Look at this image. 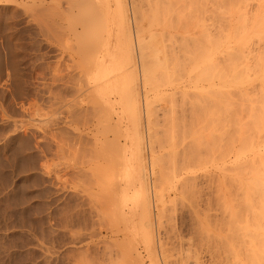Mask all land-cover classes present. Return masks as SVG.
<instances>
[{
  "label": "rangeland",
  "instance_id": "obj_1",
  "mask_svg": "<svg viewBox=\"0 0 264 264\" xmlns=\"http://www.w3.org/2000/svg\"><path fill=\"white\" fill-rule=\"evenodd\" d=\"M59 1L72 5L63 38L58 31L50 40L52 1L0 0V264H234L224 245L200 227L208 220L217 228L223 219L215 199L220 181L216 167L224 161L222 143L213 147L214 140L205 147V170L197 168L192 174L194 196L181 197L177 179L172 186L171 163L156 167L158 179L148 173L149 197L156 209L152 206L149 224L144 223L133 189L122 193L127 163L122 150L131 147L134 129L130 92L137 89L142 110L145 100L138 52V88H131V69L126 71L119 61L112 67L113 56L126 42L115 37L116 1ZM127 3L135 30L132 0ZM91 5L98 8L93 22ZM98 62L111 63L112 84L104 93ZM162 89L172 91L169 86ZM154 96L151 109L161 131L167 102ZM141 116L146 143L148 121L144 112ZM181 134L177 149L191 147L192 140ZM152 148L156 155L169 151L156 143ZM150 158L146 153L147 170ZM158 192L164 204L158 202ZM146 233L154 244L146 243Z\"/></svg>",
  "mask_w": 264,
  "mask_h": 264
},
{
  "label": "bare ground",
  "instance_id": "obj_2",
  "mask_svg": "<svg viewBox=\"0 0 264 264\" xmlns=\"http://www.w3.org/2000/svg\"><path fill=\"white\" fill-rule=\"evenodd\" d=\"M50 1L48 37L54 40L58 31L57 35L65 30V15L72 4ZM115 1V37L121 38V42L125 38L126 42L121 44L122 51L113 56L112 67L119 61L118 65L126 71L131 69L128 71L130 87H137L134 70L137 68L135 52H138L139 72L145 87L143 110L137 89L130 88L134 129L131 147L122 150L127 161L122 193L129 194L133 189L137 209L142 213L140 218L145 217L142 221L147 223L146 218L151 219L154 210L149 197L148 173H155L157 177L156 167L171 163L172 186H177V179L180 196H194L197 185L192 174L197 168L205 170V147L210 148L211 144H207L214 140L213 147L222 143L219 148L224 161L215 166L220 174L215 199L221 206L223 219L220 224L217 222L220 225L217 228L208 220L200 222L201 230L224 245L226 253L229 251L232 256V263L264 264V0H132L135 30L131 28L127 0ZM86 3L96 5V0ZM56 5H60L59 12ZM93 5L92 22L98 19V8ZM212 26L217 34H213ZM110 65L98 62L97 78L103 93L112 84ZM166 86L179 91L162 89ZM152 92H156V99L167 102L161 131L160 123L154 118L156 112L151 109V100L155 99ZM149 93L154 97L151 100ZM142 112L148 121L146 136L151 139H148L150 143L146 140L147 150L139 124ZM157 132L163 134L159 137ZM178 133L184 139L190 138L192 146L177 149ZM151 143L169 151L156 155ZM145 150L151 156L149 170ZM232 150L235 155L230 161ZM158 176L160 180L164 174ZM160 192L155 195L163 203ZM147 234L146 243L154 244L152 235Z\"/></svg>",
  "mask_w": 264,
  "mask_h": 264
}]
</instances>
